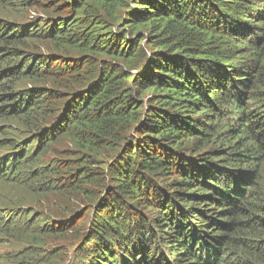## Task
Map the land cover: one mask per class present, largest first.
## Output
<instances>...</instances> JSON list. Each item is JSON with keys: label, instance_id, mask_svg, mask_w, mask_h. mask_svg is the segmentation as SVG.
<instances>
[{"label": "trees", "instance_id": "1", "mask_svg": "<svg viewBox=\"0 0 264 264\" xmlns=\"http://www.w3.org/2000/svg\"><path fill=\"white\" fill-rule=\"evenodd\" d=\"M48 3L0 21L1 75L33 81L0 110L99 155L59 189L85 188L87 264H264V0Z\"/></svg>", "mask_w": 264, "mask_h": 264}, {"label": "rangeland", "instance_id": "2", "mask_svg": "<svg viewBox=\"0 0 264 264\" xmlns=\"http://www.w3.org/2000/svg\"><path fill=\"white\" fill-rule=\"evenodd\" d=\"M48 1L0 0V21L3 24L7 21L11 27L21 24L30 29L34 21L47 15ZM32 46L43 47L39 41ZM3 65L0 60V72ZM12 82L15 83L10 87L12 90L33 86L27 77ZM12 82L0 73V107L7 103L5 90ZM3 113L0 110V264H87L88 251L84 245L91 207L82 196L85 188L65 193L59 189L67 177L63 171L66 163L83 172L86 167H81L85 164L81 162L86 158L90 160L88 165L95 167L99 155L84 151L62 135L56 138L42 135L35 140L33 130L40 122L38 115L25 118ZM6 134L11 138L9 142L4 139ZM66 152H73L81 159L66 160ZM19 157L21 162L14 163ZM6 160L9 167L4 171ZM81 217L82 222L78 223Z\"/></svg>", "mask_w": 264, "mask_h": 264}]
</instances>
